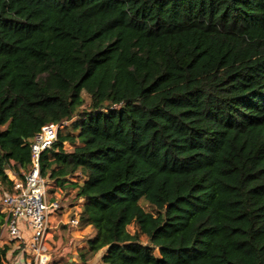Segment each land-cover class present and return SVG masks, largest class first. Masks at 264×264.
<instances>
[{
  "label": "trees",
  "instance_id": "obj_1",
  "mask_svg": "<svg viewBox=\"0 0 264 264\" xmlns=\"http://www.w3.org/2000/svg\"><path fill=\"white\" fill-rule=\"evenodd\" d=\"M51 123L83 262L264 264V0H0V187Z\"/></svg>",
  "mask_w": 264,
  "mask_h": 264
},
{
  "label": "built area",
  "instance_id": "obj_2",
  "mask_svg": "<svg viewBox=\"0 0 264 264\" xmlns=\"http://www.w3.org/2000/svg\"><path fill=\"white\" fill-rule=\"evenodd\" d=\"M60 124H47L30 141L33 165L24 173V179H13V192L0 197V212L6 216L2 229L12 240L23 245L22 259L28 264H50L51 254L47 253L45 242L50 234L52 214L61 208L51 196V183L41 174V156L57 141ZM70 224L79 227V218Z\"/></svg>",
  "mask_w": 264,
  "mask_h": 264
},
{
  "label": "rangeland",
  "instance_id": "obj_3",
  "mask_svg": "<svg viewBox=\"0 0 264 264\" xmlns=\"http://www.w3.org/2000/svg\"><path fill=\"white\" fill-rule=\"evenodd\" d=\"M84 97L86 99L84 107H87L90 104V99L85 93ZM75 135H77V133ZM77 145L80 146V142H78ZM74 147L75 146L71 143L65 144V150L67 152H72ZM10 173L12 172L8 171V176L12 179ZM86 178V173L82 170H78L72 177L59 184L49 180L52 186L51 196L54 201L60 203L61 207L55 215L52 214L51 222L49 224L50 234L45 242L47 253L51 254L50 264H76V260L80 258L79 250L86 247L88 241L95 236L96 231L91 226L80 223L79 227H73L70 224L75 218H79L80 220V211L85 202L75 199V190L67 188L68 184L72 181L82 184ZM6 193H8V190L4 187H0V197H3ZM141 204L146 211H151V208L147 203L141 202ZM81 225H84V227ZM136 230L135 226L129 227L131 233H135ZM143 241L146 242V239L143 238ZM0 244H8L11 247V253L8 254L9 257L11 256L10 261L7 259L1 264H13L16 256L22 251L23 245L12 240L7 231L0 234ZM100 253L101 254L98 256H95L96 259L92 261L93 264H100L102 262V258L106 254V251L102 250ZM73 258L76 259L75 262L70 261V259Z\"/></svg>",
  "mask_w": 264,
  "mask_h": 264
},
{
  "label": "crops",
  "instance_id": "obj_4",
  "mask_svg": "<svg viewBox=\"0 0 264 264\" xmlns=\"http://www.w3.org/2000/svg\"><path fill=\"white\" fill-rule=\"evenodd\" d=\"M14 176V175H13ZM85 248V247H84ZM106 251V250H105ZM11 253V252H10ZM99 254H101V253H99ZM99 254H97V255H95V256H98ZM94 256V257H95ZM92 258L91 260H88L87 262H83L80 258H78V260H76L75 258H73V259H70V261L71 262H75V260H76V264H93V260H95L96 259V257L95 258ZM7 259L10 261V259H11V256L9 257V255H8V257H7ZM92 262V263H91ZM11 263V262H10ZM13 264H28V258H26V257H23V259H22V251L16 256V258H15V261H14V263Z\"/></svg>",
  "mask_w": 264,
  "mask_h": 264
},
{
  "label": "water",
  "instance_id": "obj_5",
  "mask_svg": "<svg viewBox=\"0 0 264 264\" xmlns=\"http://www.w3.org/2000/svg\"><path fill=\"white\" fill-rule=\"evenodd\" d=\"M10 175H11V178H12V181H13V179L15 178V177L13 176V173H10Z\"/></svg>",
  "mask_w": 264,
  "mask_h": 264
}]
</instances>
